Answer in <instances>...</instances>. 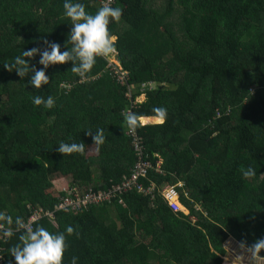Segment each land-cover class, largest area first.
Here are the masks:
<instances>
[{
  "label": "trees",
  "instance_id": "1",
  "mask_svg": "<svg viewBox=\"0 0 264 264\" xmlns=\"http://www.w3.org/2000/svg\"><path fill=\"white\" fill-rule=\"evenodd\" d=\"M100 1L70 0L90 14ZM114 2L122 15L108 29L130 98L104 56L81 77L71 72L80 65L73 52L45 69L49 84L40 89L26 84L32 71L23 79L6 71L21 51L36 48L24 59L40 70L52 43L61 53L73 44L64 0H0V212L11 217L0 223L13 232L1 244L4 264H15L9 250L23 246L26 221L39 209L31 231L73 227L62 264L74 256L77 264H222L231 250L264 238V0ZM35 94L52 96L54 107L33 105ZM156 108L166 110L163 124L135 128L150 163L141 191L43 215L75 188L97 192L128 178L136 159L126 117H156ZM97 128L105 135L98 150ZM61 142H82L84 151L59 154ZM248 167L255 177L242 176ZM173 187L188 214L165 203L162 192Z\"/></svg>",
  "mask_w": 264,
  "mask_h": 264
},
{
  "label": "clouds",
  "instance_id": "2",
  "mask_svg": "<svg viewBox=\"0 0 264 264\" xmlns=\"http://www.w3.org/2000/svg\"><path fill=\"white\" fill-rule=\"evenodd\" d=\"M64 15L70 18L71 34L70 41L73 44L71 51L61 53L60 45L52 43L50 51H44L40 54L39 63L43 66L40 70L30 69L25 57L31 58L37 54L38 50L32 48L27 51H21L11 63L3 64L8 72L17 74L23 79L29 71L33 72L30 80L26 82L35 89H40L41 85L49 84V77L45 74V69L49 65L64 64L66 61L72 60V53L76 54V58L80 60L79 67L73 66L72 73H76L83 77V74L89 72L95 64L96 56H107L115 52L116 36L111 35L108 29L110 20L119 21L122 15V9L119 7H111L105 5L99 8L95 14L86 11L85 5L80 2H70L64 0ZM25 84V86H26ZM32 103L35 106H43L44 109L54 107L55 100L52 96L47 98L40 94L32 97ZM156 120L163 124L166 119V110L164 108L154 109ZM141 118L137 115H127L126 123L131 129L139 126ZM86 135H92V130L85 132ZM93 144L97 145V150L105 141L104 129H95V135H92ZM85 144L65 143L61 142L56 151L59 154L83 153ZM244 178H253L257 175L256 169L248 167L241 170ZM187 211L184 207L182 212ZM188 214V211H187ZM0 220L11 223V217L0 212ZM19 223V218H17ZM65 233L71 235L73 227L67 226L65 232L50 233L44 227H38L35 231H30L26 237H21L23 246L17 245L9 250V254L14 257L15 264H62L63 254L65 252ZM6 237H12L13 232L7 230L4 232ZM240 248H245L244 242L240 243ZM247 251L253 256H258L264 251V238L257 239L251 246L247 247ZM78 257H73L71 264H77Z\"/></svg>",
  "mask_w": 264,
  "mask_h": 264
},
{
  "label": "built area",
  "instance_id": "3",
  "mask_svg": "<svg viewBox=\"0 0 264 264\" xmlns=\"http://www.w3.org/2000/svg\"><path fill=\"white\" fill-rule=\"evenodd\" d=\"M114 0H102L100 1V6L103 7L105 5H109L111 7L114 6ZM107 68L110 72L114 75L116 81L121 86L127 87L126 96L130 98L131 88L128 86L129 74L128 72L124 71L119 64H109ZM154 84L152 83H142L139 86V91L141 94L148 90L153 89ZM128 136L131 138V145L133 149V153L135 156V163L133 168L131 169V174L128 179L121 182L118 185L112 186L109 190L106 191H97L92 192L91 190L83 191L79 193L76 188L71 191L67 192L65 196L60 199V202L56 205L54 211L45 212L43 215H47L49 217H53L55 211H64L69 212V210H74L76 208H83L89 205H103L105 203H111L112 200L118 199L119 202L121 201V196L125 193L133 191L134 187L141 191L140 184L138 183L140 179H144L147 177V171L150 168L149 155L147 154L142 139L137 135L136 129L128 130ZM73 194V197L71 196ZM146 193V191H145ZM162 196L164 197L165 203L169 206L173 212H182V206L178 202V192L176 189L168 188L162 192ZM40 211L34 213L30 216L27 225L24 227L28 231H31L33 228V223L40 217ZM7 231L4 226L0 225V264H4V257H3V247L2 243L5 242L6 236L4 232Z\"/></svg>",
  "mask_w": 264,
  "mask_h": 264
},
{
  "label": "rangeland",
  "instance_id": "4",
  "mask_svg": "<svg viewBox=\"0 0 264 264\" xmlns=\"http://www.w3.org/2000/svg\"><path fill=\"white\" fill-rule=\"evenodd\" d=\"M104 57L107 60L108 65L118 64L115 52ZM137 100L141 102L144 99L138 98ZM185 214H187V211H185ZM222 264H264V259L257 258L244 249L242 251L233 249L226 254V257H223Z\"/></svg>",
  "mask_w": 264,
  "mask_h": 264
},
{
  "label": "crops",
  "instance_id": "5",
  "mask_svg": "<svg viewBox=\"0 0 264 264\" xmlns=\"http://www.w3.org/2000/svg\"><path fill=\"white\" fill-rule=\"evenodd\" d=\"M118 63V62H117ZM119 64V63H118ZM120 66V65H119ZM138 92H139V95L135 98V104H137V103H142V102H144V100H145V93L144 94H141V92L139 91V89L137 90ZM132 93L134 94L135 93V91H132L131 90V93H130V96H132ZM126 95V94H125ZM138 98H143L144 100L143 101H138L137 99ZM147 118H155L156 119V117H147ZM140 124H141V121H140ZM157 124H160V123H157ZM145 125H154V124H145ZM145 125H143V124H141V126H145ZM94 176H97V173L94 171ZM129 178V177H128ZM128 178H126V179H128ZM125 179V180H126ZM125 180H123V181H125ZM123 181H121V182H123ZM121 182H119V183H116V184H112V186H115V185H118V184H120ZM112 186H110V187H108L106 190H109ZM82 191H86V190H84V189H81ZM106 190H99V191H106ZM117 200V199H116ZM60 202V201H59ZM58 202V203H59ZM57 203V204H58ZM56 204V205H57ZM56 205L54 206V209H55V207H56ZM54 209L52 210V211H54ZM182 209H183V207H182ZM86 210V209H85ZM45 212H48V211H45ZM50 212V211H49ZM29 220V219H28ZM28 220L26 221V222H28ZM25 223V222H24ZM23 224V223H22ZM0 225H2V226H5V225H3L2 223H0ZM9 238V237H8ZM8 240V239H7ZM7 242V241H6ZM6 242H4V243H2V244H6ZM3 247V246H2ZM3 251H4V247H3Z\"/></svg>",
  "mask_w": 264,
  "mask_h": 264
},
{
  "label": "bare ground",
  "instance_id": "6",
  "mask_svg": "<svg viewBox=\"0 0 264 264\" xmlns=\"http://www.w3.org/2000/svg\"><path fill=\"white\" fill-rule=\"evenodd\" d=\"M140 121L143 125H145V124H157L158 123L155 118H141Z\"/></svg>",
  "mask_w": 264,
  "mask_h": 264
}]
</instances>
